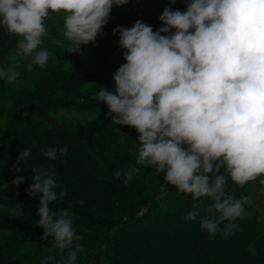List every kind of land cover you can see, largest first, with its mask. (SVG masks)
<instances>
[{
  "label": "clouds",
  "instance_id": "9594fccd",
  "mask_svg": "<svg viewBox=\"0 0 264 264\" xmlns=\"http://www.w3.org/2000/svg\"><path fill=\"white\" fill-rule=\"evenodd\" d=\"M139 2V0H137ZM177 0H168L173 5ZM186 9L165 7L159 16L162 27L156 31L137 20L131 27L117 26L124 50V63L113 74L114 91L99 88L96 99L108 112L106 119L129 126L138 133L134 165L119 169L127 186L140 172L137 166L155 168L177 191L194 202L211 203L204 208L193 204L185 216L192 221L204 213L200 228L211 237L239 230L234 223L248 215L247 195L236 198L227 188L231 180L244 186L264 177V0H180ZM129 0H0V28L16 37L13 63L0 67V78L11 84L22 67L19 58L29 59L27 69L47 66L50 52L41 49L48 35L45 20L63 13L62 35L66 52H79L82 45H95L108 23L112 8ZM68 145L41 152L47 160L61 159ZM31 155L20 151L12 165L20 173L21 162ZM28 195L38 198L34 225L50 237L55 248L68 249L63 264H75L83 251L73 227L70 209L54 211L58 199L54 170L46 164L32 168ZM264 186V178L259 179ZM24 183L17 175L15 188ZM0 184V192L8 191ZM64 193L59 194L62 198ZM83 204V201L80 202ZM22 205L9 209L12 218L23 215ZM55 258L45 257L41 264Z\"/></svg>",
  "mask_w": 264,
  "mask_h": 264
},
{
  "label": "trees",
  "instance_id": "16d2710c",
  "mask_svg": "<svg viewBox=\"0 0 264 264\" xmlns=\"http://www.w3.org/2000/svg\"><path fill=\"white\" fill-rule=\"evenodd\" d=\"M184 11L180 0H129L113 7L108 23L91 44L87 65L72 60L66 52L62 35L63 13H52L45 20L48 35L42 37L41 49L50 52L47 66L37 65L29 71V59L19 58L20 75L11 84L0 78V104L8 103L6 125L0 136V184L8 191L0 192V264H41L45 257L50 264H63L68 249L55 248L50 237L42 240L43 230L34 225L38 220V198L28 195L32 168L46 164L54 170L59 187L58 199L50 204L54 211L70 209L73 227L80 237L83 251L75 264H263L264 222L256 207L257 191L264 189L256 181L237 186L231 180L227 188L236 198L247 195L248 215L234 221L239 230L225 236L224 225L211 237L200 228L201 212L195 220L185 219L196 203L207 207L211 201L194 202L168 184L155 168H140L137 176L125 186L123 174L115 172L134 165L138 133L129 126H120L106 119L107 106L96 99L99 88L114 91L113 74L124 63V50L117 26L131 27L137 20L154 31L165 7ZM16 37H9L0 28V67L14 61ZM68 145L62 159L47 160L41 152L50 147ZM31 149L21 162L22 172L12 165L20 151ZM20 175L24 183L11 187ZM63 192L64 196L59 198ZM83 201V204L80 202ZM22 205L23 215L12 218L9 209Z\"/></svg>",
  "mask_w": 264,
  "mask_h": 264
},
{
  "label": "rangeland",
  "instance_id": "374dc122",
  "mask_svg": "<svg viewBox=\"0 0 264 264\" xmlns=\"http://www.w3.org/2000/svg\"><path fill=\"white\" fill-rule=\"evenodd\" d=\"M91 44L82 45L79 52L69 53L72 60L78 61L81 64L87 65L90 60ZM17 51V50H16ZM16 51L12 54L15 57ZM23 58V57H20ZM8 109V103L4 102L0 104V136L3 134L6 125V110ZM256 207L259 213V218L264 222V189L257 191ZM264 264V261H263Z\"/></svg>",
  "mask_w": 264,
  "mask_h": 264
}]
</instances>
